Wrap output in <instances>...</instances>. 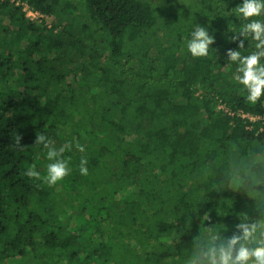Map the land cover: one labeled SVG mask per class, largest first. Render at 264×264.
Returning <instances> with one entry per match:
<instances>
[{
  "label": "trees",
  "instance_id": "16d2710c",
  "mask_svg": "<svg viewBox=\"0 0 264 264\" xmlns=\"http://www.w3.org/2000/svg\"><path fill=\"white\" fill-rule=\"evenodd\" d=\"M13 1L0 0V262L183 264L208 227L230 236L258 215L264 133L219 108L264 113L226 57L242 0ZM15 2L68 19L29 21ZM197 23L215 42L194 58ZM39 134L73 143L53 186L25 175L46 173Z\"/></svg>",
  "mask_w": 264,
  "mask_h": 264
},
{
  "label": "clouds",
  "instance_id": "9594fccd",
  "mask_svg": "<svg viewBox=\"0 0 264 264\" xmlns=\"http://www.w3.org/2000/svg\"><path fill=\"white\" fill-rule=\"evenodd\" d=\"M237 20L244 23L239 31L234 33L231 41L237 44L235 49L226 51L227 61L236 65L233 78L244 87L247 92V100L255 102L264 95V0H242L231 9ZM246 37H251L254 50L244 54ZM215 42V36L209 29L197 23L186 39L188 53L196 57H205L209 48ZM19 146V140L17 141ZM35 144L47 149L46 173L43 177L36 170L35 164H29L25 175L42 179L49 186L63 180L70 172V157H65L66 151H71L73 143L67 142L58 149L53 146L51 139L39 134ZM75 148L85 152V147L75 143ZM22 148V146H21ZM87 159L81 156L79 172L88 174ZM251 173H245L239 178L246 182ZM262 207L255 209L258 215L242 212L238 215V221L233 225L230 236H225L223 228L208 227L205 234L193 242L190 254L184 259L183 264H264V194H257Z\"/></svg>",
  "mask_w": 264,
  "mask_h": 264
},
{
  "label": "built area",
  "instance_id": "2783aa9c",
  "mask_svg": "<svg viewBox=\"0 0 264 264\" xmlns=\"http://www.w3.org/2000/svg\"><path fill=\"white\" fill-rule=\"evenodd\" d=\"M11 2H14L11 0ZM16 5L22 6V11L24 13V16L29 21H40L44 20L46 21L47 16L40 13L39 11L31 9L27 4L15 2ZM220 109H222L225 113H227L229 116H236L240 118L245 124L246 129H252L255 127V125H258V132L264 133V113L260 114H252L248 112H244L242 110H237L235 112H231L228 109H226L223 105L219 106Z\"/></svg>",
  "mask_w": 264,
  "mask_h": 264
},
{
  "label": "rangeland",
  "instance_id": "374dc122",
  "mask_svg": "<svg viewBox=\"0 0 264 264\" xmlns=\"http://www.w3.org/2000/svg\"><path fill=\"white\" fill-rule=\"evenodd\" d=\"M178 1H186V0H178ZM196 2H197V0H196ZM68 13V12H67ZM60 15V17L59 16H47V19H46V23L49 25V24H54V23H57V22H59L60 20V18H62L63 20H66V19H68L67 18V14H66V16H65V14H64V16L62 15V14H59ZM45 34V33H44ZM181 53V52H180ZM48 139H51L52 140V142H53V146H54V144H59V143H57V142H55L54 141V139L53 138H51V137H47ZM77 219L76 220H73V221H71L70 222V226H69V229L72 231V229L73 230H76V228H78V225L76 224L77 223ZM0 264H14V260H12V259H10V260H8L6 263L5 262H0ZM25 264H29V262H26Z\"/></svg>",
  "mask_w": 264,
  "mask_h": 264
}]
</instances>
